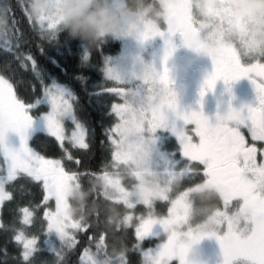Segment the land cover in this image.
Here are the masks:
<instances>
[{"label": "snow or ice", "instance_id": "obj_1", "mask_svg": "<svg viewBox=\"0 0 264 264\" xmlns=\"http://www.w3.org/2000/svg\"><path fill=\"white\" fill-rule=\"evenodd\" d=\"M21 11L24 13L23 8ZM8 14L11 16V24L0 21L3 25V50L11 54L0 62V127L13 126L21 132V136L18 147L10 145L6 139L0 137V209L5 207L6 201L9 202L8 218L0 217V233L6 237L5 243L0 247V264H48L47 258L40 251V237L52 234L53 225L57 226L55 231L61 236L65 234V225L56 215L55 209L60 207L61 193L68 182L79 181L95 170L88 168L84 162L93 154L96 137L89 134L76 115L78 105L75 98H69L65 92L55 87L43 88L39 82L31 92L27 91L29 81L23 79L22 70L27 69L28 62L31 61V72L37 81L36 59L30 50L25 51L29 39L19 29V20L15 17L14 9L9 7ZM226 16V10L220 13L221 35L225 23L234 31H243L241 22L226 20ZM26 19L34 32L39 28L42 40L48 43L56 41L58 30L55 24L37 26L27 16ZM181 35L186 41L195 38V29L190 19L184 20ZM144 38L148 39L149 36L146 35ZM165 45L167 60L174 46L170 38L165 40ZM70 46L75 52V46ZM39 50L43 53L45 48L40 46ZM211 54L214 72L205 81L201 97L207 91L213 90L218 80L224 81L227 85L248 78L255 86L257 105L248 107L246 111L230 109L227 116L213 126L202 113L177 111L175 93L168 91L165 99L168 112L175 113L177 120L184 123H194L196 139L176 127H172V131L180 142L183 157L198 164L200 171L211 182L225 190L226 204L239 197L244 200L249 212H264V200L257 198L247 179L250 173L264 171V53L252 56L249 52L248 55L252 58L248 62H242L241 52L225 44L219 52ZM81 63L85 68L90 66V52L84 51ZM104 74L105 84L96 94L94 107L101 117L104 109H107V114L113 121L123 109V95L128 89L117 86L118 82L126 81L115 77L110 68L105 67ZM79 79L83 82L86 78L82 76ZM159 80L167 89L169 85L167 69L160 75ZM42 90L50 99L52 111L45 117L48 135L38 136L36 147L33 148L23 136V132L33 128L34 120L31 115L34 107L33 97L40 95ZM134 94H138V90H134ZM64 117H70L75 125L70 134H66L61 123ZM166 120L167 113L160 109L154 111V128L163 126ZM228 122H231V125ZM101 127L104 130L101 132L99 152L104 156L114 140V125L111 123L104 128L101 120ZM241 128L247 129L251 142L241 133ZM50 201L54 202V208ZM17 208L22 210L23 225L26 227L22 228L18 223ZM183 212V205L177 202L169 209L168 217L159 221L160 226L168 230L171 224L182 218ZM38 215L43 222L39 232L36 230ZM156 223L157 221L151 218H142L138 221L134 234L136 241H144L152 236ZM228 224L231 231L230 220ZM70 228L71 234L68 238L72 243L65 249V257L75 256V264H84L86 247L81 246L84 243L88 246V230L75 223L71 224ZM82 232L85 234L84 241H80ZM13 238L16 249L14 256L9 250ZM200 239L199 236L195 238L196 242ZM216 239L222 253V264H264V237L253 236L245 240L237 238L231 245L227 243L226 237L218 236ZM187 254L188 246L178 245L173 234L167 244L156 250L154 256L148 257V264H167L173 255L178 256L180 264H188Z\"/></svg>", "mask_w": 264, "mask_h": 264}, {"label": "rangeland", "instance_id": "obj_2", "mask_svg": "<svg viewBox=\"0 0 264 264\" xmlns=\"http://www.w3.org/2000/svg\"><path fill=\"white\" fill-rule=\"evenodd\" d=\"M33 3L34 0L26 1L25 11L29 20L37 26L46 27L55 24L57 30L63 27L58 14L51 11L48 14L40 13L34 16ZM242 3L243 0H159L160 10L155 17L148 14L149 18L142 26L122 34L116 39L120 43L119 52L113 56H105L104 68H110L115 77L126 81L118 82V87L128 89L123 95V109L116 117L117 123L114 125L113 172L103 176L106 179L103 183L102 198L118 205L119 211L116 213L117 216L114 215L116 217H110V220L105 219V221L106 223L107 220L114 221L115 228L131 229L134 234L137 223L142 218H151L157 223L154 225V234L145 239L149 241L148 246H144L145 240L134 243L133 252L139 255V259L135 257L137 262L127 254L131 250L104 248V238L101 233L99 252L84 250V264H148V257L154 256L156 250L167 244L173 234L178 245L188 246V253L199 249L204 241L206 248H214V243L219 244L216 239L218 236L226 237L230 245L235 243L237 238L245 240L251 237L249 232L252 228V220L249 221L243 214L242 217L239 216L236 203L209 210L198 203L195 204L193 195L196 189L202 186L197 187L195 183L197 172L193 174L192 170L194 168L200 170V168L198 164L189 162L183 157L180 142L172 127L196 139V125L177 120L175 113L168 112L165 99L168 91H174L169 86L166 89L160 83V74L155 64L157 57L165 53L163 46L167 38H173L172 44L175 43L180 51L195 61V64L211 60V53L219 52L225 44L241 52L242 62H248L258 53H264V32L256 30V21L252 18L241 15L239 6ZM224 10L227 11L226 20L242 23V32L232 30L225 23L221 35L220 13ZM186 18L190 19L195 29V38L188 41L181 35ZM2 33L3 27L0 24L1 49L4 47ZM146 35L149 36L148 39L144 38ZM249 52L252 56L248 55ZM104 68L103 83L97 84L99 89L105 84ZM231 84L241 86L249 101L257 104L255 86L250 79L243 78ZM52 87L62 90L69 98H75L69 88L55 81L44 88ZM134 90H138V94H134ZM156 109L167 113V120L163 126L154 128L153 114ZM51 111L50 99L43 91L42 96L34 102L31 111L34 128L28 131L27 141L35 133L48 135L45 117ZM177 111L184 113L182 104L178 102ZM61 123L66 134H70L75 127L70 117H64ZM84 127L86 128L85 125ZM0 137L6 139L12 146H19V131L13 126L0 127ZM198 173L202 178L203 173L201 171ZM262 174L264 171L249 174L253 175L250 176L249 183L255 193L258 192V188H264V183L263 185L259 183ZM202 183L201 180L200 184ZM80 196V180L70 181L64 186L60 207L55 211L65 225V234L61 236L55 231L57 226L53 225L52 234L40 237L39 241L40 251L47 258L48 264L55 261L52 254L54 240L69 239L71 224L82 226L71 209L70 201ZM177 202L183 205V216L165 230L160 226L159 221L168 217L169 209ZM49 203L53 208L55 207L53 201ZM1 212L2 209H0V217ZM21 220L20 226L26 227L23 225V215ZM228 220L231 221V231ZM42 223L36 221L37 231L40 230ZM197 236L201 237L199 242L195 240ZM188 256L187 254L186 259ZM167 264H180V260L178 256L173 255ZM207 264H222V258L216 256Z\"/></svg>", "mask_w": 264, "mask_h": 264}, {"label": "trees", "instance_id": "obj_3", "mask_svg": "<svg viewBox=\"0 0 264 264\" xmlns=\"http://www.w3.org/2000/svg\"><path fill=\"white\" fill-rule=\"evenodd\" d=\"M26 1L27 0H0V17L1 21L11 24V16L8 14V10L9 7L13 8L15 17L19 20V29L28 36L29 43L25 45V51L27 52L30 50L31 54L36 59L37 70L35 72V78L37 81L34 80V74L31 72V61H29L28 68L22 70L24 71L23 79L29 81L27 91L31 92L38 82L43 88L53 81L65 85L75 96L78 105L76 115L79 117L80 122L86 126L90 135L96 137V147L93 150V154L84 162L88 168L95 170L90 172L87 177L80 180L81 196L70 200L71 209L75 217L80 220L81 225L87 228L89 233L88 246L84 243L81 247H86L85 250L90 249L99 252L98 244L100 241V234L103 233L104 248H109L111 250L116 249L119 251L126 248L131 250L130 253H127L130 257L134 259L137 256L139 259L138 253L133 252L136 239L132 230L115 228V222L108 221L119 211V206L102 198L103 183L106 179L103 176L113 172L114 149L111 144L104 156L99 152L101 132L104 130L101 127V120L104 128H106L111 123L115 125L117 123V118L112 121V118L107 114V109H104V113L101 117L100 113L96 111L94 104L96 94L99 90L97 84L103 83L105 56L116 55L120 50V43L117 40H107L101 41L90 48L87 45L81 44L80 41L73 39L63 27L58 30L56 41L48 43V41L40 38L39 28L37 32H34L30 26V22L26 19V16L28 17L25 11ZM144 3L151 9L149 15L155 17V14L160 10L159 0H144ZM21 8L24 9V13H22ZM46 35L47 33H45V36ZM70 45L75 46V52ZM40 46L45 48L43 53L39 50ZM84 51L91 53V63L87 68L83 67L81 63ZM10 55L9 52L0 48V62ZM82 76L86 78L83 82L79 79ZM42 94L43 90L40 95L34 96L33 103L39 99ZM28 131L29 130H24L23 132L25 139H27ZM20 136L21 132H19V137ZM38 136L46 137L47 134H33L28 140L33 148L36 147V139ZM73 166L75 167V165ZM40 199L42 205V196ZM8 203L7 201L5 202V207L1 212V217L4 219L8 218ZM16 211L19 216L18 223H21V216L23 215L22 210L17 208ZM40 215L41 219H43L42 212ZM105 219H108L107 223ZM36 221H41L39 215ZM5 240L6 237L0 233V247L3 246ZM84 240L85 234L82 232L80 233V241ZM54 241L55 243L52 244L54 246L52 254H54L55 261L52 264H75V256L69 258L65 257V249L72 243V240L55 239ZM143 243L144 246H148L149 241L145 240ZM14 245L15 241L13 238L9 245V250L13 256L16 251ZM189 254L190 253H188V255ZM135 261L137 262L136 258Z\"/></svg>", "mask_w": 264, "mask_h": 264}, {"label": "flooded vegetation", "instance_id": "obj_4", "mask_svg": "<svg viewBox=\"0 0 264 264\" xmlns=\"http://www.w3.org/2000/svg\"><path fill=\"white\" fill-rule=\"evenodd\" d=\"M170 39L173 43L174 39ZM172 45L174 46V50L167 57V60H165L166 45L164 42L163 49L165 53L157 57L155 64L160 75L167 69L168 86L174 91L176 101L182 104L184 113H202L208 122L215 126L227 116L230 109L246 111L248 107H255L257 105L249 101L241 86L232 85L231 83L226 85L222 80H218L215 88L207 91L201 97V91L205 88V81L214 72L213 58L209 61L195 64V61H192L184 52L180 51L175 43ZM228 123L231 125V122ZM240 131L248 141H251L247 129L241 128ZM199 171L195 168L192 170L193 174L197 172L195 176L197 187L199 185L200 187L202 186V188H197L193 195L195 204L198 203L201 207L209 210L216 207L223 208L225 205L236 203L239 209V216L242 217L243 214L246 219L252 220V228L249 235L251 237H264V212H249L246 209L244 200L239 197L233 198L226 204L225 190L211 182L204 174L201 178V175L198 173ZM250 176L253 175H247L248 181ZM201 180L203 181L202 184H200ZM259 181L263 185L264 174H262ZM256 195L258 199L264 200V188H258ZM204 244L205 242H202L197 251L189 254L186 259L188 264H207L208 262H212L216 256L222 258L219 244L216 245L214 243V248L212 249L206 248Z\"/></svg>", "mask_w": 264, "mask_h": 264}, {"label": "clouds", "instance_id": "obj_5", "mask_svg": "<svg viewBox=\"0 0 264 264\" xmlns=\"http://www.w3.org/2000/svg\"><path fill=\"white\" fill-rule=\"evenodd\" d=\"M49 11L58 14L73 39L91 48L139 28L151 9L144 0H34V16ZM239 11L256 21L257 31L264 32V0H243Z\"/></svg>", "mask_w": 264, "mask_h": 264}]
</instances>
